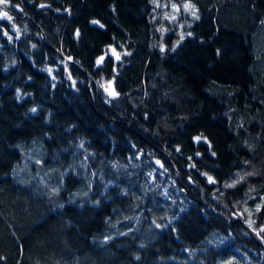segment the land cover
I'll list each match as a JSON object with an SVG mask.
<instances>
[{
	"label": "trees",
	"instance_id": "16d2710c",
	"mask_svg": "<svg viewBox=\"0 0 264 264\" xmlns=\"http://www.w3.org/2000/svg\"><path fill=\"white\" fill-rule=\"evenodd\" d=\"M153 1L0 0V264H264V0Z\"/></svg>",
	"mask_w": 264,
	"mask_h": 264
},
{
	"label": "rangeland",
	"instance_id": "374dc122",
	"mask_svg": "<svg viewBox=\"0 0 264 264\" xmlns=\"http://www.w3.org/2000/svg\"><path fill=\"white\" fill-rule=\"evenodd\" d=\"M153 7L155 8V13L153 19L156 21L155 28L158 32L163 33L168 31L166 24L169 27H174L176 32H178L177 39L174 40L173 48L179 43V40L185 36H189L190 33L186 30L191 23L196 19L197 13L195 8L190 2L175 3L171 0L153 1ZM106 54L111 57H115L116 54L112 49H107ZM100 88L105 98H111L114 96L112 88L109 83H100ZM34 152H31V156H34ZM36 155H39L38 150H36ZM36 160L38 158H35Z\"/></svg>",
	"mask_w": 264,
	"mask_h": 264
}]
</instances>
